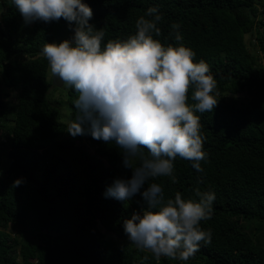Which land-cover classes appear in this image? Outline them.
Segmentation results:
<instances>
[{
    "label": "trees",
    "instance_id": "16d2710c",
    "mask_svg": "<svg viewBox=\"0 0 264 264\" xmlns=\"http://www.w3.org/2000/svg\"><path fill=\"white\" fill-rule=\"evenodd\" d=\"M6 3L0 264H264V0Z\"/></svg>",
    "mask_w": 264,
    "mask_h": 264
},
{
    "label": "rangeland",
    "instance_id": "374dc122",
    "mask_svg": "<svg viewBox=\"0 0 264 264\" xmlns=\"http://www.w3.org/2000/svg\"><path fill=\"white\" fill-rule=\"evenodd\" d=\"M6 4H7L6 0H0V15L6 9ZM246 42L248 43V45H249L251 50H253V51L257 50V47L254 44L253 37L250 34L246 35ZM53 75H54V73L52 74V77H53ZM158 93L156 95H154V96H150V95H148V94H146L144 92H141L137 96H135V98L138 99V100L150 103L152 106H154L155 108L159 109V99L160 98H159V94ZM113 96H115V95H113ZM8 98L9 99H13V97H11V96H9ZM62 98H64V96L62 94H60V92H57V91L55 93H53V95H52V100L53 101L54 100L55 101L56 100H60ZM115 98H116V96L114 97V99ZM66 101H67V99L65 97L64 98V102H66ZM54 104H56V103H54ZM61 108H62V111H63V120L67 121L68 120L67 107H66V105L62 104ZM3 141H5V140L3 139ZM7 153H8V149L3 148V146L0 145V159L2 161V165H4V163L6 161ZM0 174H3V167L0 168ZM245 225H247V227H248L250 232H252V233L253 232H257L258 233V229H257V227L259 226L258 224L253 222V223H247ZM8 230L12 231V228H9ZM261 235H262V240L264 241V231H263V233L261 232ZM131 240H132V242H134V237H132V239H130V241Z\"/></svg>",
    "mask_w": 264,
    "mask_h": 264
},
{
    "label": "water",
    "instance_id": "95a60500",
    "mask_svg": "<svg viewBox=\"0 0 264 264\" xmlns=\"http://www.w3.org/2000/svg\"><path fill=\"white\" fill-rule=\"evenodd\" d=\"M53 84L58 86V87H62L63 84H64V81H63V78H62V74L58 70L53 75Z\"/></svg>",
    "mask_w": 264,
    "mask_h": 264
},
{
    "label": "built area",
    "instance_id": "2783aa9c",
    "mask_svg": "<svg viewBox=\"0 0 264 264\" xmlns=\"http://www.w3.org/2000/svg\"><path fill=\"white\" fill-rule=\"evenodd\" d=\"M110 99L112 100V97H110Z\"/></svg>",
    "mask_w": 264,
    "mask_h": 264
},
{
    "label": "clouds",
    "instance_id": "9594fccd",
    "mask_svg": "<svg viewBox=\"0 0 264 264\" xmlns=\"http://www.w3.org/2000/svg\"><path fill=\"white\" fill-rule=\"evenodd\" d=\"M55 74V73H54ZM113 99V98H112Z\"/></svg>",
    "mask_w": 264,
    "mask_h": 264
}]
</instances>
